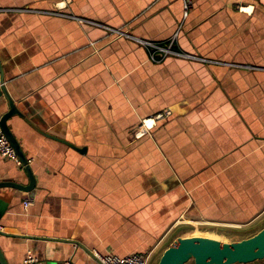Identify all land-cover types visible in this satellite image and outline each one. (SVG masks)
Masks as SVG:
<instances>
[{
	"label": "crops",
	"instance_id": "obj_1",
	"mask_svg": "<svg viewBox=\"0 0 264 264\" xmlns=\"http://www.w3.org/2000/svg\"><path fill=\"white\" fill-rule=\"evenodd\" d=\"M0 67L34 177L0 187L7 264H101L264 219V0H0ZM10 181L29 179L0 156Z\"/></svg>",
	"mask_w": 264,
	"mask_h": 264
},
{
	"label": "water",
	"instance_id": "obj_2",
	"mask_svg": "<svg viewBox=\"0 0 264 264\" xmlns=\"http://www.w3.org/2000/svg\"><path fill=\"white\" fill-rule=\"evenodd\" d=\"M2 82V69L0 67V97L5 98L8 108L0 117V126L14 148L21 163L20 167L25 171L29 182L27 185L13 181L0 182V187L8 186L28 192L32 189L34 177L18 141L7 124L10 117L21 116V114ZM248 231L250 234L247 237L230 241L199 234L178 236L173 240L170 237L158 251L155 250L148 264H185L188 261H192L194 264H251L255 261H263L264 219L254 227H250ZM0 263L7 264L1 252Z\"/></svg>",
	"mask_w": 264,
	"mask_h": 264
},
{
	"label": "built area",
	"instance_id": "obj_3",
	"mask_svg": "<svg viewBox=\"0 0 264 264\" xmlns=\"http://www.w3.org/2000/svg\"><path fill=\"white\" fill-rule=\"evenodd\" d=\"M56 8H60L58 5H56ZM185 8H187V4H185ZM241 9V8H239ZM79 19V18H76ZM81 19H79L80 21ZM113 32H115L117 35H124L131 37L127 32L120 31L118 29H109ZM135 38V37H134ZM139 43H141L143 46H145L148 49L150 58L152 60L154 59L155 52H159L162 56L166 55H175V56H183V57H191L196 58L195 56L183 53L179 50H174L172 48V44L174 41V38L170 39L166 45H163L161 43L153 42V41H145L142 39H136ZM167 111H162L157 113L152 117V120H162L165 119L168 116ZM146 124L145 121H142V124L138 128L137 132L141 131V128ZM140 130V131H139ZM0 156L4 158L11 159L15 162L17 166L20 167L21 163L15 153L14 148L6 138L5 134L3 133V130L0 126ZM31 204V199L26 198L23 200V207L26 209ZM155 252V249H151L146 252L142 253H134L126 256H117L110 253H106L104 255H99L98 253L94 252V257H96L101 264H148L151 260L153 254ZM1 264V263H0ZM20 264H40V261L37 257L33 256L32 254L28 253L26 258L22 261ZM66 264H73L71 262H66Z\"/></svg>",
	"mask_w": 264,
	"mask_h": 264
},
{
	"label": "rangeland",
	"instance_id": "obj_4",
	"mask_svg": "<svg viewBox=\"0 0 264 264\" xmlns=\"http://www.w3.org/2000/svg\"><path fill=\"white\" fill-rule=\"evenodd\" d=\"M193 234H199V235L202 234V235H205L204 233H200V232H198V231H194ZM206 235H210V233H208V234H206Z\"/></svg>",
	"mask_w": 264,
	"mask_h": 264
}]
</instances>
